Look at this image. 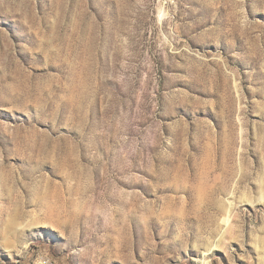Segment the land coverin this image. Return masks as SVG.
I'll use <instances>...</instances> for the list:
<instances>
[{
    "label": "rangeland",
    "instance_id": "rangeland-1",
    "mask_svg": "<svg viewBox=\"0 0 264 264\" xmlns=\"http://www.w3.org/2000/svg\"><path fill=\"white\" fill-rule=\"evenodd\" d=\"M264 264V0H0V264Z\"/></svg>",
    "mask_w": 264,
    "mask_h": 264
},
{
    "label": "built area",
    "instance_id": "built-area-1",
    "mask_svg": "<svg viewBox=\"0 0 264 264\" xmlns=\"http://www.w3.org/2000/svg\"><path fill=\"white\" fill-rule=\"evenodd\" d=\"M43 262H44V264H51V263L49 262V260H47V259H44Z\"/></svg>",
    "mask_w": 264,
    "mask_h": 264
}]
</instances>
